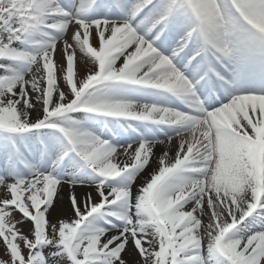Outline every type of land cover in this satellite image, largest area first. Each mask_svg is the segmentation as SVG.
Instances as JSON below:
<instances>
[{
	"label": "snow or ice",
	"instance_id": "1",
	"mask_svg": "<svg viewBox=\"0 0 264 264\" xmlns=\"http://www.w3.org/2000/svg\"><path fill=\"white\" fill-rule=\"evenodd\" d=\"M0 244L264 264V0H0Z\"/></svg>",
	"mask_w": 264,
	"mask_h": 264
},
{
	"label": "bare ground",
	"instance_id": "2",
	"mask_svg": "<svg viewBox=\"0 0 264 264\" xmlns=\"http://www.w3.org/2000/svg\"><path fill=\"white\" fill-rule=\"evenodd\" d=\"M33 96L35 97V94H33ZM41 105H37V109L35 112H33V115H32V119L33 120H36L38 116L41 115ZM135 147V145H134ZM175 150H176V147H175V143H173V147H172V154L174 155L175 153ZM163 149L162 148H159L157 147L156 149V153L157 155H160L162 153ZM121 159H123V157H121ZM153 167H155V165H153ZM152 169H149V172H151ZM148 178V173H145L143 175H141L139 178H138V181L137 183L138 184H142L144 183V181ZM83 191H92L93 192V195L95 196V190L94 189H77V192H83ZM97 200H99V197L97 196L96 197ZM61 206L63 208V212L60 214V215H63L65 218H72L73 217V213L71 212V210L69 209V206H68V202H67V198L65 197V199L61 202ZM205 219V222H207V217L204 218ZM136 259H139L138 256L135 257Z\"/></svg>",
	"mask_w": 264,
	"mask_h": 264
},
{
	"label": "rangeland",
	"instance_id": "3",
	"mask_svg": "<svg viewBox=\"0 0 264 264\" xmlns=\"http://www.w3.org/2000/svg\"><path fill=\"white\" fill-rule=\"evenodd\" d=\"M15 218L16 219H20V214L16 213L15 214ZM20 227H22L25 232H29V230L31 229L32 225H31V222H26L25 224L20 225ZM2 248H3V245L0 244V249H2ZM5 259H7V257H5Z\"/></svg>",
	"mask_w": 264,
	"mask_h": 264
}]
</instances>
